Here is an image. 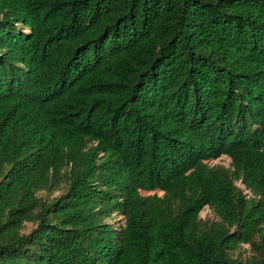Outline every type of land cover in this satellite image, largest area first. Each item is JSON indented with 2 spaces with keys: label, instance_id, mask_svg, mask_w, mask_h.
I'll return each mask as SVG.
<instances>
[{
  "label": "trees",
  "instance_id": "trees-1",
  "mask_svg": "<svg viewBox=\"0 0 264 264\" xmlns=\"http://www.w3.org/2000/svg\"><path fill=\"white\" fill-rule=\"evenodd\" d=\"M0 264H264V0H0Z\"/></svg>",
  "mask_w": 264,
  "mask_h": 264
},
{
  "label": "rangeland",
  "instance_id": "rangeland-1",
  "mask_svg": "<svg viewBox=\"0 0 264 264\" xmlns=\"http://www.w3.org/2000/svg\"><path fill=\"white\" fill-rule=\"evenodd\" d=\"M211 165H213V166H214V165H221V166H224V167H226V168H230V167H231V160H230L228 157L223 156V157H221L220 159H218V160H216V161H212V162H211ZM58 194H59V192L55 193V196L58 195ZM43 196H46V195L43 194ZM201 218L204 219V220H214V219H215L214 216H213V214L211 213V211H210L208 208L204 209V210L201 212ZM115 220H116V222H117L118 224H123V220H122L121 217H118V218H116ZM31 229H32V226L29 225V226H28V229L26 230V232H27V233L30 232ZM244 248H245V249H249L247 246L244 247Z\"/></svg>",
  "mask_w": 264,
  "mask_h": 264
}]
</instances>
